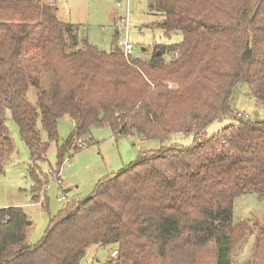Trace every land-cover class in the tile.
<instances>
[{
	"label": "trees",
	"instance_id": "obj_1",
	"mask_svg": "<svg viewBox=\"0 0 264 264\" xmlns=\"http://www.w3.org/2000/svg\"><path fill=\"white\" fill-rule=\"evenodd\" d=\"M148 7L162 15L155 27L182 40L141 58L125 57L116 39L100 49L81 26L58 20L52 4L0 0V172L14 150L9 110L30 153L33 200L47 183L38 163L65 115L74 130L57 147L56 174L65 151L78 150L75 140L95 143L91 127L161 141L194 133L190 145L142 153L101 178L89 196L49 218L37 243L27 240L32 222L21 206L0 208V264H79L93 244L116 245L108 264H231L249 231L246 221L233 222V200L249 192L264 198V120L238 118L213 135L204 129L232 113L238 83L264 108V0ZM250 256L248 264H264V228Z\"/></svg>",
	"mask_w": 264,
	"mask_h": 264
},
{
	"label": "rangeland",
	"instance_id": "obj_2",
	"mask_svg": "<svg viewBox=\"0 0 264 264\" xmlns=\"http://www.w3.org/2000/svg\"><path fill=\"white\" fill-rule=\"evenodd\" d=\"M53 3L56 16L62 22L81 26L88 40L100 49L109 50L116 39L121 46L125 39L134 46L133 54L147 58L159 45L178 43L180 33L166 36L155 23L162 19L161 13L152 11L148 5L156 0H40ZM48 3V4H49ZM130 22L128 30L117 27L120 18ZM154 26V27H152ZM160 52V50H158ZM31 101L35 92H29ZM230 115L210 122L204 129L208 135L216 134L225 126L232 124L240 111L250 119L264 120V108L259 106L244 83H238L232 89ZM255 112L258 113L255 116ZM6 126L13 142L14 150L2 164L0 172V208L21 206L32 222L27 240L37 243L45 233L49 218L58 214L68 203L89 196L98 181L108 174L116 173L129 163L136 161L140 154L158 150L161 146L173 144L190 145L194 140L192 131L174 132L161 141L156 138H142L134 132L116 136L108 126L91 127L89 136L95 143L85 146L83 138L74 141L78 150L68 149L64 153V162L59 169L61 183L55 180L58 168L57 147L62 145L74 130L73 121L63 116L57 123V141H50L45 161L38 163L41 178H46L37 200L32 199V179L28 173L30 153L21 140L18 127L12 120L9 110L5 111ZM43 141L48 142L46 132L41 128L40 119L36 121ZM53 169V174H50ZM67 190V191H66ZM64 196L65 199L58 200ZM232 220L234 223L246 221L249 231L233 249L231 264H248L256 234L264 228V198L255 193L238 195L233 200ZM116 245L93 244L86 250L79 264H108L116 255ZM114 250V251H113ZM180 264H188L184 259Z\"/></svg>",
	"mask_w": 264,
	"mask_h": 264
},
{
	"label": "built area",
	"instance_id": "obj_3",
	"mask_svg": "<svg viewBox=\"0 0 264 264\" xmlns=\"http://www.w3.org/2000/svg\"><path fill=\"white\" fill-rule=\"evenodd\" d=\"M51 1L53 2L54 0H51ZM125 1H128V0H125ZM50 4H53V3H50ZM117 25H118L117 27H119V28H123V29L128 30L129 27H130V22L128 21V19L126 17L125 18L123 17V18L119 19V21L117 22ZM121 47H122L123 55L125 57H129V56H132V55L134 56V54H133L134 46H133V44L130 41L125 39L123 44L121 45ZM235 115L238 118H248L249 117L248 115H246V114H244L243 112H240V111H236ZM55 180H56L57 183H61V179H60L59 173L55 174ZM63 199H65L64 196H61V197L58 198V200H63Z\"/></svg>",
	"mask_w": 264,
	"mask_h": 264
},
{
	"label": "water",
	"instance_id": "obj_4",
	"mask_svg": "<svg viewBox=\"0 0 264 264\" xmlns=\"http://www.w3.org/2000/svg\"><path fill=\"white\" fill-rule=\"evenodd\" d=\"M159 53H160V52L158 51V52H157V54H159ZM257 115H258V113H257V112H255V116H257ZM66 191H67V190H66Z\"/></svg>",
	"mask_w": 264,
	"mask_h": 264
},
{
	"label": "crops",
	"instance_id": "obj_5",
	"mask_svg": "<svg viewBox=\"0 0 264 264\" xmlns=\"http://www.w3.org/2000/svg\"><path fill=\"white\" fill-rule=\"evenodd\" d=\"M48 3H49V2H48ZM49 4H50V3H49ZM114 250H116V249H114ZM114 250H113V251H114Z\"/></svg>",
	"mask_w": 264,
	"mask_h": 264
}]
</instances>
